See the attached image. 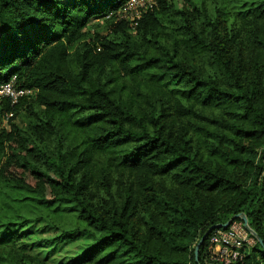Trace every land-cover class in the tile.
I'll return each instance as SVG.
<instances>
[{"label":"trees","instance_id":"trees-1","mask_svg":"<svg viewBox=\"0 0 264 264\" xmlns=\"http://www.w3.org/2000/svg\"><path fill=\"white\" fill-rule=\"evenodd\" d=\"M126 1L0 0V264H49L34 222L88 240L58 264H207L239 213L264 264V0Z\"/></svg>","mask_w":264,"mask_h":264},{"label":"rangeland","instance_id":"rangeland-1","mask_svg":"<svg viewBox=\"0 0 264 264\" xmlns=\"http://www.w3.org/2000/svg\"><path fill=\"white\" fill-rule=\"evenodd\" d=\"M153 0H127L124 3L123 13L133 18L140 10L148 7ZM178 5H184L190 2L187 0H172ZM28 231V248L34 253H38L47 260L49 264L64 263L74 255L81 252L88 244V240L80 235L73 237H58V232L49 224L43 222H34L27 224L22 229ZM44 240H50L45 243Z\"/></svg>","mask_w":264,"mask_h":264},{"label":"built area","instance_id":"built-area-1","mask_svg":"<svg viewBox=\"0 0 264 264\" xmlns=\"http://www.w3.org/2000/svg\"><path fill=\"white\" fill-rule=\"evenodd\" d=\"M29 93H31L29 89H14L11 80L0 85V96L8 95L12 102L19 96ZM261 177L264 180V161ZM207 236L209 253L207 264H213V261L222 264L240 263L244 251L255 242L254 236L247 231L241 219H233L225 228L215 227Z\"/></svg>","mask_w":264,"mask_h":264},{"label":"water","instance_id":"water-1","mask_svg":"<svg viewBox=\"0 0 264 264\" xmlns=\"http://www.w3.org/2000/svg\"><path fill=\"white\" fill-rule=\"evenodd\" d=\"M236 218H239L241 219L244 227L247 229V231L254 236V238H257V240H259V242H261V240L258 238V236L256 235V233L251 229V227L249 226L248 224V221H247V218H246V215L243 214V213H239V214H236L234 215L233 217L229 218L225 223H222V224H217L215 225V227H227V225L233 220V219H236ZM214 227V228H215ZM211 229V228H210ZM208 235V231L205 232L203 234V236L198 240V242L196 243L195 245V248H194V255H195V260L197 261V254H198V249H199V246L200 244L203 242L204 238ZM197 264H200V263H197Z\"/></svg>","mask_w":264,"mask_h":264},{"label":"snow or ice","instance_id":"snow-or-ice-1","mask_svg":"<svg viewBox=\"0 0 264 264\" xmlns=\"http://www.w3.org/2000/svg\"><path fill=\"white\" fill-rule=\"evenodd\" d=\"M41 3H47V2H51V3H56V2H63V0H40ZM37 23H39V21H37Z\"/></svg>","mask_w":264,"mask_h":264}]
</instances>
